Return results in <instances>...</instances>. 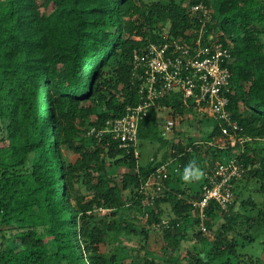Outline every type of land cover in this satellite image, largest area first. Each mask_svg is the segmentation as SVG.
I'll return each instance as SVG.
<instances>
[{
  "label": "trees",
  "instance_id": "obj_1",
  "mask_svg": "<svg viewBox=\"0 0 264 264\" xmlns=\"http://www.w3.org/2000/svg\"><path fill=\"white\" fill-rule=\"evenodd\" d=\"M207 1L210 29L233 43L228 109L241 125L238 135L249 139L231 146L222 121L177 94L162 97L138 140L150 135L147 123L162 107L176 121L189 114L200 126L207 120L211 130L204 142L180 135L171 141L178 166L157 193L144 187L157 164L142 166L133 147L88 130L139 100L134 51L157 40L159 22H169L175 35L191 24L184 0H0V264H264V255L241 251L264 225V206L247 196L253 180L264 192V0ZM66 148L78 157L69 159ZM235 148L245 171L233 182L228 208H207L204 230L191 201L206 177L196 189L181 179L183 169L195 161L206 174ZM109 163L130 169L110 172ZM147 194L155 195L153 207L143 203ZM100 207L119 219L104 226L94 214ZM128 207L139 210L143 225L124 217ZM164 219L169 227H152ZM191 229L202 245L189 242ZM152 230L163 255L146 249ZM133 235L139 246H119Z\"/></svg>",
  "mask_w": 264,
  "mask_h": 264
},
{
  "label": "built area",
  "instance_id": "obj_2",
  "mask_svg": "<svg viewBox=\"0 0 264 264\" xmlns=\"http://www.w3.org/2000/svg\"><path fill=\"white\" fill-rule=\"evenodd\" d=\"M185 5L192 19L181 34L175 35L169 22H159L157 40H151L134 51L132 76L139 87V100L127 105L123 115L108 119L105 125L91 126L88 135L101 137L111 133L121 146L133 147L135 155L139 156L140 124L162 97L177 94L184 104L203 113L208 111L222 121L223 132L229 136L231 146H236L238 142L243 144L249 139L238 135L241 125L228 109L233 43L221 39L223 31L210 29L213 20L211 1H189ZM175 126L176 120L170 116L166 129L171 131ZM220 146L226 145L222 143ZM239 149L235 148L228 158L214 161L205 174L206 182L201 192L191 201L194 214L200 218V226L204 230L209 219L207 208L211 203L228 208L235 197L233 182L241 178L245 171L238 155ZM241 149L245 150L244 147ZM173 160L156 165L144 187L157 193L163 192L170 173L169 164ZM154 197V194H147L143 203L153 207ZM99 209L107 210L103 207ZM148 217L149 212H146L145 218ZM162 224L170 226L169 221L164 219L153 222L152 227L159 228Z\"/></svg>",
  "mask_w": 264,
  "mask_h": 264
},
{
  "label": "rangeland",
  "instance_id": "obj_3",
  "mask_svg": "<svg viewBox=\"0 0 264 264\" xmlns=\"http://www.w3.org/2000/svg\"><path fill=\"white\" fill-rule=\"evenodd\" d=\"M189 1L190 0H184V3L188 4ZM169 111L170 109L167 107H162L158 109L156 117L147 123L148 128L150 127V131H151L150 135L146 137L144 136L143 138L138 140L137 148H138V151L140 152L139 163L142 166H148L150 164L158 165L162 162L171 160L172 159L170 155L171 141L176 140L177 138L175 137H179L178 135H180V137L185 138V140H189V138H191L193 141L204 142L206 139V136L211 130V127L209 126L210 123L207 120L205 121V123H202L200 126V124L198 123V119L196 120V117L193 114H189V115H186V119H184L183 121H181L180 118L177 119L176 126L171 131H168L166 129V123H167L168 118L170 117ZM203 115L204 114H199V117L201 118V116ZM260 143L264 145V140L261 141ZM65 151L69 155L68 158L71 159L72 161L78 157L76 153L69 152L67 148L65 149ZM204 151H205V147H203L201 151L196 152V158L199 159L200 157H202L204 155ZM177 166L178 165L175 160L170 162L169 164L170 172L175 171ZM199 167L204 173V170L201 168V166ZM129 169L130 168L126 166H122V165L112 166L110 163L108 164V170L110 172L113 171L114 173L115 172L121 173L123 171H129ZM204 180H205V173L200 180L193 181L191 183H186V184L187 185L189 184L192 187L199 189ZM260 185H261L260 181H257V180L250 181L247 196L251 197L252 201L257 202L262 207L264 206V192H261L259 190ZM81 190L87 194V198L88 197L90 198V194L88 193V190L86 189L85 186H81ZM238 202H240V200ZM248 210L252 214L257 215L259 213V208H253L251 210V207L249 206ZM139 213H140L139 210L128 207L124 210V217L127 220H132L134 222H138L143 225L145 221L143 220L141 216L139 217ZM94 214L97 216V218L101 221V223L104 226H106L114 218L119 219V216H115L109 213L108 210L104 211L99 208L95 210ZM220 222L221 220L217 223L215 227H217L220 224ZM194 231H195L194 229L189 230V234H188L190 238L189 242L191 243L195 242L198 245H202V242L197 240V237L195 236ZM209 234L210 233L208 232L205 233V235L207 236ZM159 235L160 233L153 231L152 237L148 241L146 249L150 254L163 255L164 251L161 247V244H159L156 241V237ZM255 235H256V239H254L253 241L245 240V244L242 245L241 247V251H243L247 256H250L251 254L257 255V256L264 255V225L260 229L256 230ZM139 238L140 236L138 235H133L132 237L125 236L120 241H118V243H119V246H122V247L127 246V248L129 247L134 248V247H137V245L139 246L138 244ZM115 243H116L115 241H112V240L109 241L110 246H113ZM186 245H189V244H186ZM105 246L106 245H103L102 250L106 249Z\"/></svg>",
  "mask_w": 264,
  "mask_h": 264
},
{
  "label": "clouds",
  "instance_id": "obj_4",
  "mask_svg": "<svg viewBox=\"0 0 264 264\" xmlns=\"http://www.w3.org/2000/svg\"><path fill=\"white\" fill-rule=\"evenodd\" d=\"M204 173L197 165L195 161L189 162L188 165L183 169L181 179L185 183H191L193 181H198L203 177Z\"/></svg>",
  "mask_w": 264,
  "mask_h": 264
},
{
  "label": "crops",
  "instance_id": "obj_5",
  "mask_svg": "<svg viewBox=\"0 0 264 264\" xmlns=\"http://www.w3.org/2000/svg\"><path fill=\"white\" fill-rule=\"evenodd\" d=\"M202 113H203V112H202ZM205 114H207V115H209V116H211V117H214V116H213L210 112H208V111L205 112ZM208 124H209V123H208ZM168 157H169V156H168ZM168 157H167V158H168Z\"/></svg>",
  "mask_w": 264,
  "mask_h": 264
}]
</instances>
